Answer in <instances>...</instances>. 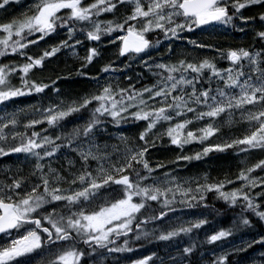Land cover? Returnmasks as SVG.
Listing matches in <instances>:
<instances>
[{
    "label": "snow or ice",
    "instance_id": "snow-or-ice-1",
    "mask_svg": "<svg viewBox=\"0 0 264 264\" xmlns=\"http://www.w3.org/2000/svg\"><path fill=\"white\" fill-rule=\"evenodd\" d=\"M229 31L251 43L212 42ZM62 57L79 67L44 75ZM217 153L236 171L181 175ZM256 224L264 0H0V264H264V231L241 235ZM152 243L165 255H127Z\"/></svg>",
    "mask_w": 264,
    "mask_h": 264
},
{
    "label": "trees",
    "instance_id": "trees-1",
    "mask_svg": "<svg viewBox=\"0 0 264 264\" xmlns=\"http://www.w3.org/2000/svg\"><path fill=\"white\" fill-rule=\"evenodd\" d=\"M30 3V0H24V5L25 7L27 4ZM13 12L19 11V9L16 6H13L12 9ZM256 12V9H249L245 12L246 15H254ZM221 33L224 32L223 29L220 30ZM191 38L196 39L200 36L199 33L196 34H190ZM204 39H207L205 36ZM213 43H219L223 45L224 47H228L229 45H236V44H247L251 43V38L250 36H245L243 33L236 32V31H229L227 34H221L217 38H215ZM106 43V41H105ZM115 52V49L112 46H108L105 49L104 55L105 59L109 56H112V54ZM80 55H84L83 49H80ZM67 59L62 57L60 61H55L53 64L49 65V72H46L45 75H50L52 69H56L57 72L63 70V74H67L68 70L72 69L74 67H79L78 62H74L72 59H67V63H64L63 61ZM104 61L101 63L97 64L94 68H91V73L96 74L98 72V69L103 66ZM60 87L64 88L65 90H71L73 92H80L82 89H86L89 87V84L86 80L80 79V78H74L68 83H61ZM47 102V101H46ZM226 132L229 133V135L233 134H240L242 131V128L239 126H236L234 129H225ZM130 133L134 132L135 129H129L128 130ZM200 146L199 145H189L188 146V151L189 153L193 152L194 150H197ZM173 153L171 152H166V151H157V150H152V156L154 160H164L167 158H172ZM236 161L231 157L228 156L227 154H220L217 153L215 155H211L209 158H205L203 161H193L192 164L187 165L186 167L182 168V172L186 173L187 175H196V174H203L204 172L210 173L212 176H218V175H223L224 172L227 170L231 169L233 172L236 171L235 168ZM189 173V174H188ZM209 201L212 202V198L209 197ZM215 207L219 210V217H221L220 224L227 226L229 224V221L233 219V216L235 215L231 210L227 209L222 203L217 202L215 203ZM237 211H239L237 209ZM216 217V216H214ZM255 219V218H254ZM228 220V221H227ZM256 226L259 229H264V226L260 224H256Z\"/></svg>",
    "mask_w": 264,
    "mask_h": 264
},
{
    "label": "rangeland",
    "instance_id": "rangeland-1",
    "mask_svg": "<svg viewBox=\"0 0 264 264\" xmlns=\"http://www.w3.org/2000/svg\"><path fill=\"white\" fill-rule=\"evenodd\" d=\"M30 2H31V0H30ZM9 59H11V57H9ZM44 75H45V73H44ZM39 99H40L39 97H22V98H18V103H19V106L31 105V104H36L39 101ZM259 158H261V154L257 152V153H254L252 155L251 160L252 161H255V160L259 159ZM181 175L187 176L184 172H182ZM210 219H214L217 223L220 224L221 217H219V216H217V217H211ZM230 222L231 221H229V224H230ZM206 228H207V226H205V229H202L201 232H200V238L201 239H203V232L206 230ZM259 232H261V231H257V229L255 228L253 231H251V232H245V233H243L241 235L246 234V236H244V238L247 239V238H250L251 237V234H254V233L257 234ZM240 238H241V236L238 235L237 237H235V241L234 242H238ZM151 251H158V252H160L161 255H165V253L167 251V248L163 244L153 243L150 246V249L139 250V251H137L135 253H131V254H127V255L130 256L131 258L135 259V258L142 257L143 255H147ZM251 252L252 251H250V253ZM122 264H127V260L126 261H123V258H122Z\"/></svg>",
    "mask_w": 264,
    "mask_h": 264
}]
</instances>
